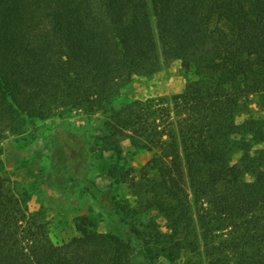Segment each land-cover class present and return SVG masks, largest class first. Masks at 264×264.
Segmentation results:
<instances>
[{
    "label": "trees",
    "instance_id": "trees-1",
    "mask_svg": "<svg viewBox=\"0 0 264 264\" xmlns=\"http://www.w3.org/2000/svg\"><path fill=\"white\" fill-rule=\"evenodd\" d=\"M163 59L194 76L184 91L114 104ZM252 96L264 101V0H0V141L60 109L101 112L112 179L99 187L57 140L106 224L78 216L57 243L0 159V264H264V120H239Z\"/></svg>",
    "mask_w": 264,
    "mask_h": 264
},
{
    "label": "rangeland",
    "instance_id": "rangeland-1",
    "mask_svg": "<svg viewBox=\"0 0 264 264\" xmlns=\"http://www.w3.org/2000/svg\"><path fill=\"white\" fill-rule=\"evenodd\" d=\"M188 76L191 79L194 77L187 75L180 60L163 59L161 68L154 74L134 75L116 96L114 104L119 106L131 99L148 97H162L170 101L173 95L184 91ZM250 116L264 120V101L257 96L248 99L239 120ZM102 121L101 112L87 114L60 109L52 117L31 126L26 133L9 135L0 141V159L9 187L23 197L29 211L46 224L54 242L74 236V219L81 215L96 218L98 229H106L97 202L83 190L85 184L80 178L70 177L68 161L59 154L57 143L62 135L71 138L69 142L73 147L68 148L74 155L81 148L82 161L88 165L85 171L87 177L105 188L112 182L108 175V157L111 153L103 149ZM255 148L264 149V143L256 144ZM240 154L237 149L234 151V161ZM149 157L150 153L138 154L132 163L139 168ZM81 163L76 166V171L80 170ZM156 264L168 263L160 258ZM180 264H183V260Z\"/></svg>",
    "mask_w": 264,
    "mask_h": 264
}]
</instances>
